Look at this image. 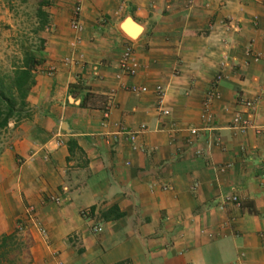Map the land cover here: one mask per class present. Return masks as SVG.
<instances>
[{
	"label": "crops",
	"instance_id": "crops-1",
	"mask_svg": "<svg viewBox=\"0 0 264 264\" xmlns=\"http://www.w3.org/2000/svg\"><path fill=\"white\" fill-rule=\"evenodd\" d=\"M50 18L0 187L13 262L264 264V0H55Z\"/></svg>",
	"mask_w": 264,
	"mask_h": 264
},
{
	"label": "rangeland",
	"instance_id": "rangeland-1",
	"mask_svg": "<svg viewBox=\"0 0 264 264\" xmlns=\"http://www.w3.org/2000/svg\"><path fill=\"white\" fill-rule=\"evenodd\" d=\"M54 3L55 0H0V92L6 99H17L12 77L14 71L22 66L26 54L34 55L44 63L45 42L52 29L50 16ZM30 114L31 108L26 101L21 114L0 129V187L4 176L11 173L5 155L11 146L13 132ZM9 248L11 264H18V258L13 262L14 255L22 254L24 246L13 241Z\"/></svg>",
	"mask_w": 264,
	"mask_h": 264
},
{
	"label": "trees",
	"instance_id": "trees-1",
	"mask_svg": "<svg viewBox=\"0 0 264 264\" xmlns=\"http://www.w3.org/2000/svg\"><path fill=\"white\" fill-rule=\"evenodd\" d=\"M22 66L18 67L12 77V86L17 95L6 99L2 92H0V129L5 128L8 122L15 116H19L26 105V101L31 88L35 85V71L42 61L37 59L34 55L26 54L22 60ZM18 108V109H17ZM76 145L70 146V152ZM93 211V207L90 209ZM124 216L117 206H112L101 214L104 221L116 220ZM17 238V232L0 236V264H11L8 258L10 254L9 246Z\"/></svg>",
	"mask_w": 264,
	"mask_h": 264
},
{
	"label": "built area",
	"instance_id": "built-area-1",
	"mask_svg": "<svg viewBox=\"0 0 264 264\" xmlns=\"http://www.w3.org/2000/svg\"><path fill=\"white\" fill-rule=\"evenodd\" d=\"M80 5H76L74 7V10L72 11V16H71V25L74 30H80ZM258 59H255L257 61ZM132 50L130 47H126L121 55V60L119 63V68L120 70L126 74V75H131L133 74V69H132ZM220 79V76H216V80L218 81ZM134 92H145L146 88H141V89H133ZM157 91H160V88H157ZM210 98L215 96V94L212 92L209 94ZM246 106L249 109V114L246 117H242L241 115H237L232 119V126L236 129H238L241 133H244L248 129L255 128L254 123H253V116L256 113V98L248 101L245 103ZM163 115L167 114V111L162 110L161 112ZM105 117H107V113H105ZM137 133H128L129 138L133 141L135 140ZM191 135H196L197 130L196 129H191L190 130ZM262 184L264 186V176L262 177ZM225 203H232L236 206H240V201L236 195L228 196L224 198ZM86 212H84L85 214ZM101 230V226L98 224H95L92 226V232L93 233H98ZM44 233V231H42Z\"/></svg>",
	"mask_w": 264,
	"mask_h": 264
},
{
	"label": "water",
	"instance_id": "water-1",
	"mask_svg": "<svg viewBox=\"0 0 264 264\" xmlns=\"http://www.w3.org/2000/svg\"><path fill=\"white\" fill-rule=\"evenodd\" d=\"M130 22L133 23L132 20H131L130 18H126L125 20H123V21L121 22V24H120V29H121V30H122V31H123L128 37H130L131 39H132V37H134V36L137 38V37L141 34L142 30H141V32H139V34H136L137 36H136L135 34L132 36V35L129 33V30H128V24H129ZM134 25L137 26V30H138V28H139V29H142L139 25H137V24H135V23H134ZM64 125L67 126L66 124H64Z\"/></svg>",
	"mask_w": 264,
	"mask_h": 264
},
{
	"label": "bare ground",
	"instance_id": "bare-ground-1",
	"mask_svg": "<svg viewBox=\"0 0 264 264\" xmlns=\"http://www.w3.org/2000/svg\"><path fill=\"white\" fill-rule=\"evenodd\" d=\"M128 30H129V33L133 36L134 34H139V32H141L142 29H139L137 30V26L134 25V23H129L128 24ZM137 36V35H136ZM132 39H136V37H132Z\"/></svg>",
	"mask_w": 264,
	"mask_h": 264
}]
</instances>
